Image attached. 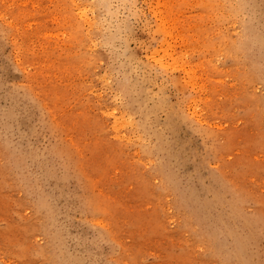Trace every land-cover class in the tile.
Masks as SVG:
<instances>
[{
  "label": "rangeland",
  "instance_id": "374dc122",
  "mask_svg": "<svg viewBox=\"0 0 264 264\" xmlns=\"http://www.w3.org/2000/svg\"><path fill=\"white\" fill-rule=\"evenodd\" d=\"M0 264H264V0H0Z\"/></svg>",
  "mask_w": 264,
  "mask_h": 264
}]
</instances>
